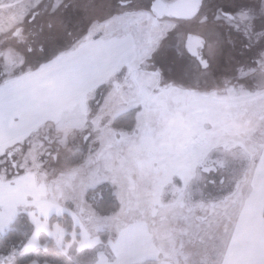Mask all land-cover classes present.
<instances>
[{
    "label": "snow or ice",
    "instance_id": "1",
    "mask_svg": "<svg viewBox=\"0 0 264 264\" xmlns=\"http://www.w3.org/2000/svg\"><path fill=\"white\" fill-rule=\"evenodd\" d=\"M0 9V264H264V0Z\"/></svg>",
    "mask_w": 264,
    "mask_h": 264
},
{
    "label": "clouds",
    "instance_id": "2",
    "mask_svg": "<svg viewBox=\"0 0 264 264\" xmlns=\"http://www.w3.org/2000/svg\"><path fill=\"white\" fill-rule=\"evenodd\" d=\"M8 15V10L7 9H0V20H6ZM249 126V121L245 119L243 124H238V123H233L232 127L237 131V132H242L244 131L247 127ZM47 129H45V134L47 133ZM211 179V177H209ZM163 264V261L161 262Z\"/></svg>",
    "mask_w": 264,
    "mask_h": 264
},
{
    "label": "rangeland",
    "instance_id": "3",
    "mask_svg": "<svg viewBox=\"0 0 264 264\" xmlns=\"http://www.w3.org/2000/svg\"><path fill=\"white\" fill-rule=\"evenodd\" d=\"M216 2H219V0H216ZM55 259L57 261V264H64V257L56 255V254H42L40 256V264H44L45 260L52 261Z\"/></svg>",
    "mask_w": 264,
    "mask_h": 264
},
{
    "label": "trees",
    "instance_id": "4",
    "mask_svg": "<svg viewBox=\"0 0 264 264\" xmlns=\"http://www.w3.org/2000/svg\"><path fill=\"white\" fill-rule=\"evenodd\" d=\"M22 238H23L22 236L14 234L11 236V238L8 241H6V243L9 245L16 244L19 246V243H20Z\"/></svg>",
    "mask_w": 264,
    "mask_h": 264
},
{
    "label": "flooded vegetation",
    "instance_id": "5",
    "mask_svg": "<svg viewBox=\"0 0 264 264\" xmlns=\"http://www.w3.org/2000/svg\"><path fill=\"white\" fill-rule=\"evenodd\" d=\"M236 43H237V48L238 49H242L243 45L245 44V41L242 38L237 37L236 38ZM245 51H247V50L245 49ZM210 190L212 191L213 195L216 194V190L215 189H210Z\"/></svg>",
    "mask_w": 264,
    "mask_h": 264
}]
</instances>
